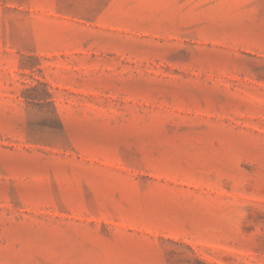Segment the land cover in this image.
Returning <instances> with one entry per match:
<instances>
[{"label":"rangeland","instance_id":"1","mask_svg":"<svg viewBox=\"0 0 264 264\" xmlns=\"http://www.w3.org/2000/svg\"><path fill=\"white\" fill-rule=\"evenodd\" d=\"M0 264H264V0H0Z\"/></svg>","mask_w":264,"mask_h":264}]
</instances>
